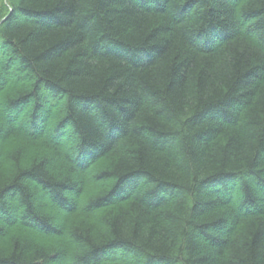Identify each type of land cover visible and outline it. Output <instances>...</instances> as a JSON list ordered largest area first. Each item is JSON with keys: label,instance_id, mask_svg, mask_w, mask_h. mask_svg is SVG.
Masks as SVG:
<instances>
[{"label": "trees", "instance_id": "obj_1", "mask_svg": "<svg viewBox=\"0 0 264 264\" xmlns=\"http://www.w3.org/2000/svg\"><path fill=\"white\" fill-rule=\"evenodd\" d=\"M0 264H264V0H0Z\"/></svg>", "mask_w": 264, "mask_h": 264}]
</instances>
